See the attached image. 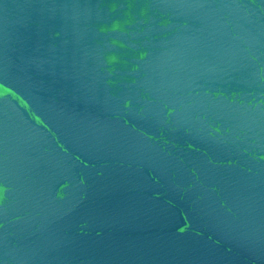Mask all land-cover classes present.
Returning <instances> with one entry per match:
<instances>
[{"label":"water","instance_id":"95a60500","mask_svg":"<svg viewBox=\"0 0 264 264\" xmlns=\"http://www.w3.org/2000/svg\"><path fill=\"white\" fill-rule=\"evenodd\" d=\"M0 264H264V0H0Z\"/></svg>","mask_w":264,"mask_h":264}]
</instances>
